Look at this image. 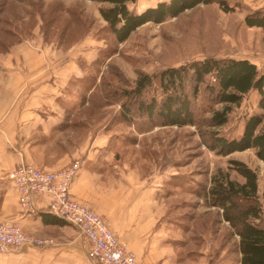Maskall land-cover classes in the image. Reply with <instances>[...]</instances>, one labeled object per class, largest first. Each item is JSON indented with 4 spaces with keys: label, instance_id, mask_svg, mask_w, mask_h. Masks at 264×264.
Segmentation results:
<instances>
[{
    "label": "rangeland",
    "instance_id": "1",
    "mask_svg": "<svg viewBox=\"0 0 264 264\" xmlns=\"http://www.w3.org/2000/svg\"><path fill=\"white\" fill-rule=\"evenodd\" d=\"M161 1L135 0L129 8L140 13ZM225 1L234 7L233 12L224 13L216 3L199 6L162 24H146L119 44L102 21L101 5L96 2L0 0V64L14 63L20 50L21 65L16 71L39 73L35 76L40 80L33 84L48 85L49 90L42 92L44 102L35 112L61 113L49 136L69 152L95 141L106 142L104 151L113 155L119 167L109 165V172L129 171L151 182V188L163 195L167 220L182 222L183 230L190 231L188 251L195 256L204 253L211 264L230 262L235 248L220 210L207 206L198 194L218 171L242 181L229 165L231 160L239 161L257 174L264 227V162L253 150L227 156L211 151V131L204 126L200 131L190 126L150 129L145 117L134 110L131 122L124 121L122 93L133 88L139 73L152 75L211 56L238 58L248 53L264 57L258 34L243 23L248 11L230 4L232 0ZM5 73L0 65L1 82L9 77ZM187 94L191 96L189 89ZM257 101L256 92L247 94L218 134L239 137L245 119L259 113ZM193 105L196 112L201 111V101Z\"/></svg>",
    "mask_w": 264,
    "mask_h": 264
},
{
    "label": "crops",
    "instance_id": "2",
    "mask_svg": "<svg viewBox=\"0 0 264 264\" xmlns=\"http://www.w3.org/2000/svg\"><path fill=\"white\" fill-rule=\"evenodd\" d=\"M230 4H239L243 12H264V0H232ZM251 29L258 34L257 44L263 49L264 28ZM17 53L14 63L0 64L9 75L4 82L0 79V223H15L26 234L53 244L0 254V264H94L88 258L85 238L74 226L50 215L45 198L33 197L35 214L22 213L15 187L6 176L19 163L57 171L74 161L80 167L70 185V196L101 216L139 264H211L204 253L195 256L188 251L190 231L183 230L182 222L167 220L163 195L151 188V182L141 181L129 171L109 172V165L119 167L113 163V155L104 151L106 142L95 141L90 147L81 145L70 152L66 146L58 147L57 139L49 133L61 113L35 112L44 102L42 92L49 88L33 84L40 80L35 76L39 73L25 76L16 71L21 65L20 50ZM235 59L250 61L264 74V57L246 53ZM239 257L225 264H240Z\"/></svg>",
    "mask_w": 264,
    "mask_h": 264
},
{
    "label": "trees",
    "instance_id": "3",
    "mask_svg": "<svg viewBox=\"0 0 264 264\" xmlns=\"http://www.w3.org/2000/svg\"><path fill=\"white\" fill-rule=\"evenodd\" d=\"M90 1L101 5L100 17L119 44L146 24H162L199 6L216 3L224 13L234 11L225 0H167L140 13L129 8L135 0ZM243 23L248 28H264V12L247 13ZM188 89L191 96L187 94ZM250 92L258 95L259 113L245 119L239 137L220 136L218 129L227 124L233 109L239 107ZM122 95L121 118L124 121L131 122L134 110L138 116L145 117L150 129L190 126L200 131L204 126L211 131L208 132L211 151L227 156L253 150L256 158L264 162V74L246 59L211 56L152 75L139 73L133 88L123 91ZM197 101L202 102L200 114L193 105ZM229 165L242 181L218 171L198 196L204 198L207 206L220 210V217L229 227L228 235L233 239L234 257L240 255L239 263L264 264V227L257 174L239 161L231 160Z\"/></svg>",
    "mask_w": 264,
    "mask_h": 264
},
{
    "label": "built area",
    "instance_id": "4",
    "mask_svg": "<svg viewBox=\"0 0 264 264\" xmlns=\"http://www.w3.org/2000/svg\"><path fill=\"white\" fill-rule=\"evenodd\" d=\"M79 163L49 172L28 163H19L6 173L13 183L22 213L35 214L33 197L41 196L47 212L55 219L74 226L89 245L88 258L94 264H139L135 255L110 230L104 220L69 194L70 185L78 173ZM49 239H37L26 234L20 226L0 223V254L24 248H44L52 245Z\"/></svg>",
    "mask_w": 264,
    "mask_h": 264
}]
</instances>
